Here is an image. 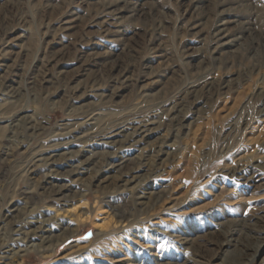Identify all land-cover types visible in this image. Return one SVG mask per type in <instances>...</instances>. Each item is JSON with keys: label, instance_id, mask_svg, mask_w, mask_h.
<instances>
[{"label": "rangeland", "instance_id": "1", "mask_svg": "<svg viewBox=\"0 0 264 264\" xmlns=\"http://www.w3.org/2000/svg\"><path fill=\"white\" fill-rule=\"evenodd\" d=\"M258 31L264 0H0V245L49 230L0 264H219L229 239L264 264Z\"/></svg>", "mask_w": 264, "mask_h": 264}, {"label": "bare ground", "instance_id": "2", "mask_svg": "<svg viewBox=\"0 0 264 264\" xmlns=\"http://www.w3.org/2000/svg\"><path fill=\"white\" fill-rule=\"evenodd\" d=\"M224 28V27H223ZM214 29H215V27H214ZM254 29V28H253ZM242 30H243V32H246V31H249V28L248 27H245V26H243L242 27ZM255 30V29H254ZM226 32H227V30H226ZM210 34V33H209ZM252 34V33H251ZM260 34V35H259ZM213 35V37H212V39L216 42V44L215 45H217L219 42H220V44H221V41L223 40V36H222V29L221 30H217V31H214V34H212ZM257 35V34H256ZM108 36V35H107ZM248 38L249 39H251V45L252 46H254V48H253V51H256L257 49H261V48H263L264 47V32H262L261 33V31H258V38L257 37H254L253 35H249L248 36ZM237 41V40H236ZM224 43H222L220 46H219V44H218V46H216L217 48H220L222 45H223ZM214 45V46H215ZM213 50V49H212ZM211 50V51H212ZM219 50V49H218ZM217 50V51H218ZM216 51V52H217ZM261 51V50H260ZM215 52V51H214ZM221 53V52H220ZM259 53V51L257 52V54ZM254 54H256V52H254ZM0 56H3V54L2 55H0ZM1 58V57H0ZM121 79V78H120ZM104 94V93H103ZM101 97H103L102 95H101ZM107 97V96H106ZM104 100V99H103ZM264 101V100H263ZM20 112V111H19ZM168 113H169V111H168ZM6 113H0V119H7V117H4V115H5ZM16 115V114H15ZM144 120V119H143ZM6 121V120H5ZM154 122H148V123H145V122H141V121H136L131 127H130V129H131V133H125V131H123V132H121V133H124V134H121L120 136H122L123 137V142L125 143H127V144H129L130 143V145L131 144H133V143H137L138 142V140H137V138H139V139H142V138H144V137H146V136H148L149 135V133L152 131V129L150 128V126L149 125H152ZM121 126V125H120ZM120 128V127H119ZM101 129V128H100ZM113 129V128H112ZM111 129V130H112ZM65 130H67V131H65ZM75 130L74 129H70V130H68V128L67 129H63V131H61L60 132V134H59V136L60 137H63V138H69V137H71V135L73 134V132H74ZM93 131V130H92ZM118 132V131H117ZM100 133H101V130H100ZM92 133L91 132H89V135H91ZM96 135H97V133H96ZM117 135V134H116ZM98 139V138H97ZM113 142V141H112ZM160 144H163V142H160ZM103 145H105V144H103ZM107 145H110V143H107ZM120 148H122V147H120L119 146V148L118 149H120ZM262 149H263V147H262ZM42 152L41 153H39V154H37L36 155V157L34 158V161H33V166L35 165L34 164V162H41L42 161V159L40 158L42 155ZM36 158H38V159H36ZM42 165H44L43 167H47V168H49L48 170H51V168H53V165H54V160L52 159V156H51V158H49V159H47V161L46 162H43L42 161ZM241 166V165H240ZM232 168H233V166H232ZM242 168V167H241ZM240 168V169H241ZM244 168V167H243ZM242 168V169H243ZM258 168V167H257ZM264 168V167H263ZM138 169L139 168H137V167H133V168H131V169H128V172H132V171H134V172H136V171H138ZM254 169H255V167H254ZM234 171V170H233ZM237 171V170H236ZM51 172H52V170H51ZM157 172V171H156ZM225 172V171H224ZM227 174V173H226ZM230 175V174H229ZM231 176V175H230ZM232 176H234V175H232ZM49 177H53L52 175H50V176H48V178ZM235 177V176H234ZM248 178V177H247ZM238 179V178H237ZM253 179V178H252ZM251 179V180H252ZM246 180V179H245ZM254 181V180H253ZM48 182V181H47ZM50 183V182H49ZM228 201H231V200H229V199H227ZM221 223V222H220ZM46 232V231H48L49 232V230H46V229H44V228H42V229H40V230H38L37 228H34L33 230H31V228H30V226H28L27 224H25V223H23L22 221H19V220H15V221H13L12 223H11V227H10V233L13 235H16V234H18V233H22V235L23 236H25L26 237V239H27V242H24V240L22 241L21 239H15L12 243H10L9 242V240H4V242H1V243H3V244H1L0 245V253L2 252V253H6V254H12V257L13 256H18L19 254H21V252H23L24 250H21V248H20V245L18 246V247H16V250L15 249H12L11 248V246H17V244H19V243H15L16 241H18V242H20V244L22 243V244H24V247L27 249V247H28V244H25V243H30L29 241H28V239L29 240H31L32 239V241H34V239H36V241H38V243L39 244H35V243H33L32 241V244L31 245H29V247L28 248H35V247H43V244H45V243H47V240L46 239H48V238H43V237H41V236H38L37 235V233L38 232ZM255 231V230H254ZM256 233V232H255ZM46 236V235H45ZM50 236H51V234H50ZM172 238V237H171ZM181 238V237H180ZM24 239V238H23ZM174 239H176V238H174ZM179 239V238H178ZM22 241V242H21ZM173 241V240H172ZM182 243V245H186L187 243H189V240L188 239H182L181 238V240H180ZM49 242V241H48ZM58 243V242H57ZM21 244V245H22ZM42 244V245H41ZM231 245V242H230V239H229V242L228 241H223L222 243H219V245H218V248H219V253L221 254V256L220 257H218V255L217 256H215V259H218L219 261H220V263L219 264H234V263H236V261H238V260H233V256H234V253L235 252H233V250H228V248H229V246ZM263 245V244H262ZM262 245H258L257 247H256V249H255V253H256V256L258 255V253H260V251L263 249V248H261L262 247ZM103 246V245H102ZM264 247V246H263ZM104 248V247H103ZM7 249V250H6ZM252 249V248H251ZM4 250H6L5 252H3ZM103 250V249H102ZM253 250V249H252ZM247 251V250H246ZM38 252H40V250H37V253ZM111 255V254H110ZM107 259V258H106ZM113 260V259H112ZM112 260H111V263L112 264H123V263H126L125 261H122V260H115L114 259V261L112 262ZM123 260H125L124 259V257H123ZM199 263V261H196L195 262V264H198Z\"/></svg>", "mask_w": 264, "mask_h": 264}, {"label": "snow or ice", "instance_id": "3", "mask_svg": "<svg viewBox=\"0 0 264 264\" xmlns=\"http://www.w3.org/2000/svg\"><path fill=\"white\" fill-rule=\"evenodd\" d=\"M91 233L88 234V236L83 237L82 239H87L88 237H90Z\"/></svg>", "mask_w": 264, "mask_h": 264}]
</instances>
